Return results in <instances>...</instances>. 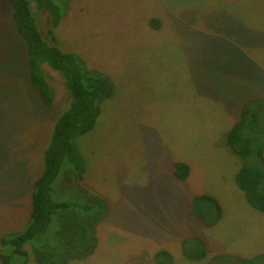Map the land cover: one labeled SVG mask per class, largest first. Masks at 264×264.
Masks as SVG:
<instances>
[{"label": "rangeland", "instance_id": "obj_1", "mask_svg": "<svg viewBox=\"0 0 264 264\" xmlns=\"http://www.w3.org/2000/svg\"><path fill=\"white\" fill-rule=\"evenodd\" d=\"M54 28L58 46L115 85L94 128L77 139L83 186L109 204L97 245L68 264H207L214 255L264 252V212L234 181L239 158L225 143L240 105L264 96V0H71ZM43 38L50 17L31 3ZM0 0V238L20 230L57 117L70 101L65 80L43 64L54 91L44 105L28 81L24 43ZM160 21L151 27V19ZM176 161L189 164L184 180ZM59 176L58 178H60ZM58 180L55 182V186ZM218 199L222 218L205 227L193 197ZM199 237L208 257L192 261L181 243ZM31 254V253H30ZM29 254L28 264H35Z\"/></svg>", "mask_w": 264, "mask_h": 264}, {"label": "trees", "instance_id": "obj_2", "mask_svg": "<svg viewBox=\"0 0 264 264\" xmlns=\"http://www.w3.org/2000/svg\"><path fill=\"white\" fill-rule=\"evenodd\" d=\"M4 1L11 8L13 27L24 43L29 84L40 101L49 106L54 100L43 64L63 77L70 101L55 120L43 150V168L31 186V209L26 224L0 238V264H28L30 253L35 264H68L94 252L97 224L109 213L108 202L82 184L85 160L77 139L94 128L101 103L111 98L115 85L108 75L88 68L75 52L63 50L56 43L54 28L71 0ZM31 3L49 15L50 41L40 33ZM149 25L157 28L160 21L153 18ZM225 143L240 161L234 174L235 184L252 208L264 212V96L247 98L240 105L237 119L226 131ZM189 173L188 163H174L175 179L184 180ZM191 212L205 227L215 225L223 214L218 199L205 193L193 197ZM181 248L182 255L189 260L208 257L205 241L199 237L185 239ZM155 259L158 264H175L166 250L157 251ZM207 264H264V252L247 258L214 255Z\"/></svg>", "mask_w": 264, "mask_h": 264}]
</instances>
